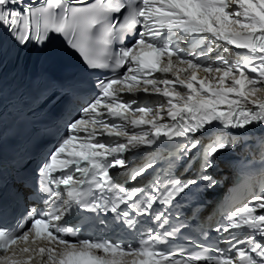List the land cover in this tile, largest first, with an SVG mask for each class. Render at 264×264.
Returning <instances> with one entry per match:
<instances>
[{
	"label": "snow or ice",
	"instance_id": "obj_1",
	"mask_svg": "<svg viewBox=\"0 0 264 264\" xmlns=\"http://www.w3.org/2000/svg\"><path fill=\"white\" fill-rule=\"evenodd\" d=\"M0 28L21 45L62 35L89 69L113 73L39 164L32 195L44 207L0 224V264H264V0H0ZM253 125L254 146L252 133L226 131ZM174 138L186 141L181 155L201 154L202 171L222 150L243 142L249 152L216 227L238 234L229 248H171L181 226L165 230L168 217L154 205H171L195 180L169 169L129 188L111 174L127 168L128 153ZM109 212L111 224L100 218ZM145 215L158 227L143 228Z\"/></svg>",
	"mask_w": 264,
	"mask_h": 264
}]
</instances>
